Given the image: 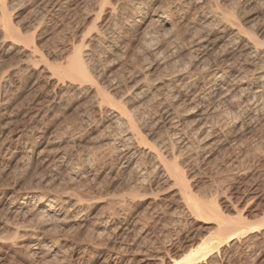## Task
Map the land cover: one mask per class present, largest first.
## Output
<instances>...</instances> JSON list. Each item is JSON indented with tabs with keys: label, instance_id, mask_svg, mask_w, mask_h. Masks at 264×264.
<instances>
[{
	"label": "rangeland",
	"instance_id": "obj_1",
	"mask_svg": "<svg viewBox=\"0 0 264 264\" xmlns=\"http://www.w3.org/2000/svg\"><path fill=\"white\" fill-rule=\"evenodd\" d=\"M67 1L14 0L15 3L10 4L11 7L8 8L7 15L12 23L20 27L24 26L23 28L28 30L29 35L33 37V42L40 51H44V55H47L48 52L49 54L58 53L66 44H79L81 35L79 32L85 30L84 33H91L99 22L96 16L99 1ZM111 1L116 2L117 0ZM147 1H150V16L152 11H155L154 9L165 8L168 4L167 0H165L166 2L164 0ZM205 1L203 0V2ZM233 2L235 3V0L227 3L228 8H231L230 4L232 6ZM260 2L257 3L262 4V1ZM257 3L248 5V8L246 7L248 10L240 15V17L242 16L241 19L238 17L240 21L247 24L248 28L253 25L257 28L264 24L262 23L264 22V9H262L264 3L261 6ZM254 5L259 7L255 8ZM128 7L123 11V16L131 14V8ZM203 8L202 3L193 5L188 13L189 19L199 20V16L204 12ZM84 11L88 14H86L87 16ZM77 25H79L78 28ZM78 29L80 30L77 31ZM185 51L187 50H183L181 54L183 55ZM17 53L14 50L7 53L0 51L1 56L6 55L0 56V76L7 71L8 66L18 65L19 59H21L19 65L26 62L25 58L21 56L22 54ZM184 55H188V53ZM12 60H14L13 63H11ZM124 63L125 60L122 59L111 68L107 67L106 69L105 67L106 72L102 81H105L109 74L113 77L119 75L128 77L129 73L126 70L123 71L124 69L121 67L124 66ZM41 68L42 64H32L29 70L24 72L25 74L23 73L21 77L13 79L12 83H7V88H3L0 84V264H117L118 262V264H160L162 258L165 261L163 262L167 264L169 259L177 258V254L180 257L184 251L186 252L191 246L200 243L202 239L204 241L210 239V236L211 238L215 237L216 225H206L195 221L188 210L182 206L183 203L179 200L178 190L175 187H170L172 185L170 182H165L162 177H158V170L156 169L157 172L155 169L153 170V164L151 165L149 161H146L147 159L138 157V165L140 166L138 167L134 163L127 168L125 156H123L125 152L117 151V145L115 146L111 142L110 135L121 134V132L104 128L105 126L100 123L99 113H95L93 110V115L91 112L92 107H89L88 96H73L74 94L70 92L63 95L65 97V99L62 98L63 102L61 99H58L60 102L55 101L54 94L60 89L61 84L57 86L56 83H47L44 73L40 72ZM116 73L117 75H115ZM120 87L124 90V85ZM2 89L4 90L2 91ZM71 94L72 97H70ZM80 97L81 99H79ZM247 112L248 114H246ZM240 115L237 119V121L241 120L239 126L233 132L231 125L227 126L228 128L225 126H219V128L216 123L217 119L214 117L213 120L211 117L208 124L212 127L211 135L208 138L203 136L207 143H214L211 144V149L200 151L201 149H198L199 141L197 140L196 143L192 139L194 143L192 140L188 143L196 146V148L189 144L192 148L190 146L184 149L185 153L183 151L180 154V156L183 154L184 156H182L183 158L179 157L178 161L180 167L185 168L183 170L187 173V178L190 179L189 184L196 198L199 197L203 200L215 192L218 194L219 203L225 209H223L225 216H236V213L241 211L240 214L243 218L245 216L246 222L250 224L260 220L264 215V158H262V156L264 157V132L257 120L254 119L253 112L245 110V115L244 113ZM88 116L90 121L95 118L93 124H90ZM96 118L98 119L96 120ZM146 119L147 130L151 133L150 138L152 137L151 139L155 141L158 140L160 144L163 142L161 145L170 149L171 145L169 147L167 139V126L163 122L156 124L152 120L149 122L150 118ZM193 121L195 119L191 122ZM94 123H96L95 126ZM159 127L161 128L160 131ZM217 127L222 131L216 130ZM106 130H109L110 135ZM214 130L219 132L213 133ZM154 135L157 137L155 138ZM107 136H110V140L107 139ZM161 139L168 144H165ZM205 141L203 140L202 143ZM108 142L111 144L108 145ZM111 145L114 146L111 147ZM24 147H30V158L20 154V150H23ZM118 152L121 154V158ZM88 156H91L92 159L90 160L91 157ZM241 156L245 159H240ZM231 159H234V162ZM245 160L248 161V165ZM180 161H184L182 162L184 165ZM140 162L143 166L145 164L150 168L149 170L145 166L146 173L143 171L145 183L148 185L146 187L145 184L144 188L136 185L139 178L138 174L140 175L136 168L142 169L143 167ZM239 163L242 170L240 167L237 169L234 167L235 165L240 166ZM242 164L244 165L242 166ZM228 166L236 170L239 169L241 172L239 170L234 171L233 168L230 170ZM130 168L134 170L132 171ZM244 168L249 169L245 171ZM78 169L81 171L79 172ZM188 170L190 171L188 172ZM225 171L227 172L225 173ZM81 172L83 173L81 174ZM235 172L238 173V176ZM190 175L193 178H190ZM220 181L222 185L219 184ZM138 187H140V191ZM131 189L133 190L130 191ZM150 189L152 192H149ZM213 189L215 191L212 192ZM221 190L225 191L226 197L225 195L224 198L221 196L224 194ZM29 191L39 195L51 192L50 194H57L61 200L69 201L66 210L64 209L65 212L62 211L61 221L62 219L63 221L56 223V225L53 223H49V225L52 224L50 226L42 225L34 218L35 211L32 212V216L31 214L23 215L24 213L9 207L13 199L17 200L19 195H24ZM68 196L79 201V206H72L74 203H70ZM36 209L37 207L33 210ZM64 213L66 214L64 215ZM250 236L225 245L217 252L218 255L215 253L210 258L211 260L209 259L202 264H264V235ZM34 248L38 249L34 250Z\"/></svg>",
	"mask_w": 264,
	"mask_h": 264
},
{
	"label": "bare ground",
	"instance_id": "obj_2",
	"mask_svg": "<svg viewBox=\"0 0 264 264\" xmlns=\"http://www.w3.org/2000/svg\"><path fill=\"white\" fill-rule=\"evenodd\" d=\"M97 1H99V8L97 7L98 12L96 16L99 22L97 26L93 28L92 32L84 33L85 30L84 32L81 30L79 32L81 33L79 44H66L58 53L56 50V53L53 52L49 54L48 52L47 55H44V51H40L33 42V37L29 35L30 33L28 30L24 29V26L20 27L12 23L8 17V8L11 7L10 4H12L14 0H0V51L2 53H7L14 50L18 52L17 54H22L21 56L26 60L23 65H19L21 59H19L20 62L17 59L18 65L14 67L12 65L8 66L9 68L5 73L2 71L4 74L0 76V84L3 88H7V83L21 77L26 70H29L32 64H42L40 72L44 73L47 79L46 82L50 84L56 83L57 86L61 84L60 89L54 94L55 101L61 99L63 102V99H65L63 95L70 92L74 94L73 96L86 95L89 97V107H92V111H90L93 115L94 112L99 113L100 123L105 126L104 128L109 130L111 128L112 130L114 129V131L116 130V132H121V134H116L114 132L115 135H110L108 132L109 130H106L111 136V142L115 144V146L117 145L116 150L125 152L123 156H125L124 159L127 168L134 163L137 166L139 162L138 157H142L144 160L147 159L146 161H149L151 165L153 164V170H158V177H162L165 182H170V184H172L170 187H175L178 190L177 192L180 196L179 200L183 203L182 206H184L185 210H188V213L193 216L195 221L206 225H216V231L213 230L215 231V237L211 238L210 236V239L204 241L202 239L200 243L198 242V244L191 246L186 252L184 251V254L180 257L177 254V258L169 259L167 264H202L229 243L241 240L240 238L243 239V237H251L250 235H264V215L260 220L258 219L249 224L246 222L245 216L243 218L240 214L241 211L238 212L239 214L236 213V216H225L223 212L225 209L219 203L217 198L218 194L215 192L211 193L212 195L209 192L210 196L208 195L209 198L205 197V200H201L199 197V199L196 198L189 184L190 179L187 178V173L184 171L185 168H181L178 161L179 157L184 156V154L180 156L181 152L192 145L188 143L192 139H194V142L197 140L199 141L198 143L200 145L198 149H201L200 151H206L208 148L212 147L211 144L213 145L214 143H207L205 141L206 138L211 135L212 127L208 125L211 117H213V120L214 117L217 119L216 123L218 127H227L231 125V131L233 132V130H237L239 122L241 121H237V119H239L238 116L241 113L245 115V110H249L253 112L255 116V118H253L257 120V123L264 132V24L259 27L256 26L257 28H255L254 25L248 28L247 24L238 19V17L241 19L242 16L240 17V15H243L242 13L246 12L245 10H248L246 9L248 5L260 1H262L263 4L264 0H235L232 6L230 4L231 8H228L227 3H231L233 0H206L205 2H203V0L202 2L201 0H167V7L163 4L165 8L154 9L155 11H152L153 13L151 16L149 15L151 11L149 10L150 1L148 2L147 0H117L116 2L114 0V2L111 0ZM197 3L203 4L204 12L202 11L203 13L199 16V20L193 21V19H189L188 13L190 8ZM260 3L257 4L259 5ZM128 6L131 8V14L123 16V11ZM259 6H255V8ZM262 9H264V5ZM86 14L87 13H85V15ZM245 22L248 23L250 21ZM78 26L79 25H77V28ZM79 30L80 29L77 31ZM183 50H187L188 52L185 51V53H188V55H184L185 53L182 55L181 53ZM122 59L125 60V63L124 66L121 67L124 69L123 71L126 70L127 73H129L128 77L125 78L120 75L113 77L109 74L107 79L102 81L106 72L105 67L106 69L107 67L111 68ZM13 61L14 60H12L11 63H13ZM115 75H117V73ZM121 85H124V90L121 89ZM3 90L4 89H2V91ZM70 97H72V94ZM79 99H81V97ZM246 114H248V112ZM87 118L90 121L89 116ZM98 118H96V120ZM146 118H150L149 122L151 120L156 124L163 122L167 126V139L169 144L163 140L164 138L161 140H163L165 144H168L169 147L171 145L170 149L165 148L167 146L161 145L163 142L160 144L158 140L155 141L151 139L152 137L150 138L151 133L147 130ZM93 119V121H90V124L95 122V118ZM193 119H195V121L191 122ZM153 122L152 125H154ZM86 124L88 123L86 122ZM95 124L96 123H94V126ZM97 125L100 124L97 123ZM218 127L216 130L222 131V129H218ZM160 129L159 127V131ZM103 130L105 132V129ZM214 132L218 133L215 130L213 133ZM204 135L206 138L203 137ZM110 136H107V139H109ZM156 137L157 136H155V138ZM203 140L205 141L204 143H202ZM111 142H108V145L111 144ZM189 144L191 145L189 146ZM112 146L114 145H111V147ZM237 146L239 147V144ZM194 147L196 148V146ZM29 148L24 147L23 150H20V154L30 158L31 150H29ZM119 155L121 158L120 153ZM242 157L243 156H241L240 159ZM237 158L239 157L237 156ZM262 158L264 157L262 156ZM91 159L92 157L90 160ZM235 160L237 161V159ZM242 161L243 160H241V163H243ZM247 162L248 161H246V164ZM256 163L259 164L258 162ZM120 164L122 165V163ZM123 165L126 166L125 164ZM243 165L244 164H242V166ZM247 165L245 166L247 167ZM139 166L140 165H138V167ZM141 166L143 165L141 164ZM145 166L144 164V168L142 167V169L136 168L140 173V175L138 174L139 178L136 185L140 187L146 184L144 172L147 169ZM185 167L187 169V166ZM234 167L236 169L240 167L241 169V165H235ZM228 168L231 170L233 167L230 168L228 166ZM235 168H233L234 171L236 170ZM244 169L246 171V169L249 168ZM78 170L79 172L81 171L80 169ZM133 170L134 169H132V171ZM189 171L190 170H188V172ZM226 172L227 171H225V173ZM82 173L83 172H81V174ZM229 174L231 175V173ZM236 174L238 176V173ZM215 177L217 176L215 175ZM190 178L193 177L190 175ZM257 180L259 181V179ZM219 184L222 185L221 181ZM224 184H226L225 181ZM147 186L146 184V187ZM140 187H138V190ZM214 189L212 192L215 191ZM132 190L133 189L130 191ZM152 190L150 189L149 192H152ZM145 192L147 191L145 190ZM222 192L224 193L225 191ZM50 193L39 195L33 191L26 192L24 195H19L17 200L13 199L9 207L24 213L23 215L31 214L32 216V212L35 211L33 216L37 219L38 223L48 226L52 225H49V223L56 225V223L63 221V219L61 221V217H63L62 211L66 208L69 201L61 200L57 194L54 195L55 193ZM224 195L226 197V193L221 194L222 197ZM68 198L70 203H74L72 206H79V201L73 200L74 197L70 198V196H68ZM36 207L37 209L33 210ZM180 208L182 209L181 205ZM182 211L184 212V209ZM15 214L17 215V213ZM65 214L66 213H64V215ZM174 223L177 224L176 222ZM200 229L202 230V227ZM255 239L257 240L256 237ZM37 249L38 248H34V250ZM216 255H218V253ZM105 261L107 262V260ZM161 261L162 263L160 262V264H165L163 258Z\"/></svg>",
	"mask_w": 264,
	"mask_h": 264
}]
</instances>
